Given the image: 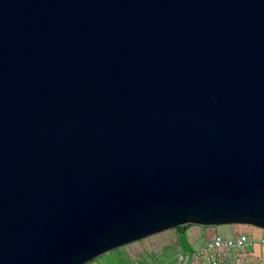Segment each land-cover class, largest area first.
Returning a JSON list of instances; mask_svg holds the SVG:
<instances>
[{
  "label": "water",
  "instance_id": "obj_1",
  "mask_svg": "<svg viewBox=\"0 0 264 264\" xmlns=\"http://www.w3.org/2000/svg\"><path fill=\"white\" fill-rule=\"evenodd\" d=\"M225 224L264 230V0H0V264Z\"/></svg>",
  "mask_w": 264,
  "mask_h": 264
},
{
  "label": "built area",
  "instance_id": "obj_2",
  "mask_svg": "<svg viewBox=\"0 0 264 264\" xmlns=\"http://www.w3.org/2000/svg\"><path fill=\"white\" fill-rule=\"evenodd\" d=\"M216 226H201L206 240L198 249V254L194 255L196 261L183 251L175 253L171 260L168 255L153 248L141 252L138 264H197L199 258L203 264H264V236L234 231L217 233L209 229Z\"/></svg>",
  "mask_w": 264,
  "mask_h": 264
},
{
  "label": "rangeland",
  "instance_id": "obj_3",
  "mask_svg": "<svg viewBox=\"0 0 264 264\" xmlns=\"http://www.w3.org/2000/svg\"><path fill=\"white\" fill-rule=\"evenodd\" d=\"M233 226L250 236L264 235L263 229L251 225L233 224ZM203 233L204 228L196 225L189 226L185 232L176 228L169 229L114 249L86 264H138L141 252L153 248L168 255L171 260L178 251H183L195 260L194 255L198 254L197 251L205 240ZM197 261L202 260L199 258Z\"/></svg>",
  "mask_w": 264,
  "mask_h": 264
},
{
  "label": "crops",
  "instance_id": "obj_4",
  "mask_svg": "<svg viewBox=\"0 0 264 264\" xmlns=\"http://www.w3.org/2000/svg\"><path fill=\"white\" fill-rule=\"evenodd\" d=\"M209 229L210 230H214L217 233H227V232H230V231H234V233L242 232V231L238 230L237 228H235L233 225H220V226L212 227V228H209ZM203 234H204V238L206 240V234L205 233H203ZM261 236H264V235H261ZM201 262H197V264H200ZM202 264H203V262H202Z\"/></svg>",
  "mask_w": 264,
  "mask_h": 264
},
{
  "label": "trees",
  "instance_id": "obj_5",
  "mask_svg": "<svg viewBox=\"0 0 264 264\" xmlns=\"http://www.w3.org/2000/svg\"><path fill=\"white\" fill-rule=\"evenodd\" d=\"M182 228H183V227H176V229H178L179 231L182 230ZM188 228H189V226H188V227H184V228H183V232H185ZM180 237H181V236H180ZM187 250H188V248H187ZM189 250H190V248H189Z\"/></svg>",
  "mask_w": 264,
  "mask_h": 264
}]
</instances>
